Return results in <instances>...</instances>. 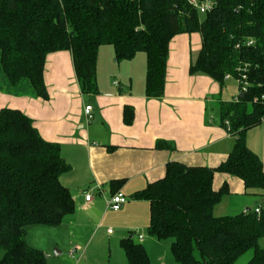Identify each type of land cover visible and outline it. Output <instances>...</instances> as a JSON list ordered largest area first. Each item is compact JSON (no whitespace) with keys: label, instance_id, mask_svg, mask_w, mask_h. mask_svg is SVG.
<instances>
[{"label":"trees","instance_id":"1","mask_svg":"<svg viewBox=\"0 0 264 264\" xmlns=\"http://www.w3.org/2000/svg\"><path fill=\"white\" fill-rule=\"evenodd\" d=\"M190 1L0 0V93L48 99L47 56L69 51L82 94L98 95L99 49L110 45L119 62L146 54V95L160 99L171 41L201 34L202 49L189 72L221 88L228 79L237 81L239 96L216 105L221 127L236 138L234 148L217 168L169 163L164 178L132 199L150 204L148 233L172 241L178 264H236L249 252L246 264H264V164L247 144V132L264 119V0H198L210 3L203 20ZM133 119L126 108L125 123ZM157 147L174 149L165 141ZM70 168L60 145L45 141L31 118L19 110L0 111V264H48L46 254L27 243V231L58 227L75 212L74 198L60 180ZM217 173L242 180L248 195L260 197V213L253 208L215 216L229 194L227 183L214 189ZM120 245L128 264H152L133 234Z\"/></svg>","mask_w":264,"mask_h":264},{"label":"crops","instance_id":"2","mask_svg":"<svg viewBox=\"0 0 264 264\" xmlns=\"http://www.w3.org/2000/svg\"><path fill=\"white\" fill-rule=\"evenodd\" d=\"M201 49L199 33L173 38L165 93L160 99L146 95V54L119 62L110 45L99 49L98 95L82 94L69 51L47 56L48 99L0 93V111L19 110L31 118L45 141L60 145L62 157L71 167L60 180L74 198L75 212L58 227H29L26 237L29 246L46 254L48 264H128L120 242L132 234L138 236V243L148 246L150 259L153 256L158 264H171L166 253L172 241L149 235L150 204L132 196L164 178L169 163L217 168L234 148L236 138L221 127L216 105L218 100L234 101L239 91L231 101L223 100L225 87L210 77L190 74V65ZM86 105L94 109L90 123L84 114ZM126 108L134 112L130 125L124 121ZM160 141L174 149L158 148ZM247 144L264 164V119L247 132ZM225 183L229 194L215 208V216L259 207L260 197L248 195L242 180L217 173L214 189L220 190ZM118 192L128 202L119 211L108 209L106 201ZM87 194L90 201H86ZM110 227L115 229L112 234L107 233ZM103 234L110 237L105 250ZM54 249L57 255L52 253Z\"/></svg>","mask_w":264,"mask_h":264},{"label":"rangeland","instance_id":"3","mask_svg":"<svg viewBox=\"0 0 264 264\" xmlns=\"http://www.w3.org/2000/svg\"><path fill=\"white\" fill-rule=\"evenodd\" d=\"M198 10H199L200 18L203 20L204 17L206 16V11H203V10H200V9H198ZM237 91H239L237 81H236L235 79H233V78L228 79V80L226 81V85H225V88H224V90H223V96H222V99H223V100L231 101L230 99H232V98L237 94ZM261 203H262L263 206H264V198L262 199ZM38 228H43V227H38ZM29 229H30V228H28L27 233L30 232ZM109 230H112V233L115 232V229L112 228V227H110V228L107 229V233H109ZM105 232H106V230H105ZM139 232L142 233L141 230H140ZM147 232H148V228H147ZM112 233H111V234H112ZM34 234H35V233L33 232V233H31L30 235H34ZM109 234H110V233H109ZM145 237H146V238H149L148 235L145 236ZM109 239H110V237H108L107 234H103L102 242H103L104 244H105V243H108V242H109ZM134 240H135V242L138 243V236H137V235L134 236ZM120 243H121V242H120ZM106 246H107V244L104 245V250L106 249ZM146 248H147V250L149 251L148 246H147ZM58 250H60V249H58ZM55 251H56V249H54L52 253L55 254ZM154 252H155V250H154ZM160 253H162V251H161ZM4 255H5V251H2V250L0 249V260L4 258ZM114 255H115V254H114ZM151 255H153L152 252H151ZM166 255H167V258L169 259V261H171V264H178V263L176 262V260L174 259L172 253H171V247H170V248L168 247V250H167ZM115 257H116V256H115ZM159 257H160V256H159ZM251 257H252V252H249V253H247L245 256H243L242 258H240L239 261H238L236 264H246V263L250 260ZM151 261L153 262V264H158V262L156 261V258H154L153 256H151Z\"/></svg>","mask_w":264,"mask_h":264},{"label":"built area","instance_id":"4","mask_svg":"<svg viewBox=\"0 0 264 264\" xmlns=\"http://www.w3.org/2000/svg\"><path fill=\"white\" fill-rule=\"evenodd\" d=\"M191 5H193L195 8L206 11L210 8V3L208 1L203 2V3H199L198 0H191L190 1ZM253 41H249L248 42V46L252 45ZM247 90V87H243V92H245ZM84 114L86 117V120L88 123H90L91 121H93L94 119V109L93 106L91 105H86L84 108ZM227 125H229V123H227ZM91 200V195L87 194L86 195V201H90ZM128 202L127 198L125 197V195L121 192H118L114 195H112L107 201V208L113 211H119L126 203ZM256 213H260V209L257 208L256 209ZM109 233H112V230H109ZM140 239L142 240V237L140 236ZM74 253H76V249L71 253V255H73Z\"/></svg>","mask_w":264,"mask_h":264},{"label":"water","instance_id":"5","mask_svg":"<svg viewBox=\"0 0 264 264\" xmlns=\"http://www.w3.org/2000/svg\"><path fill=\"white\" fill-rule=\"evenodd\" d=\"M55 254L57 255V250L55 251Z\"/></svg>","mask_w":264,"mask_h":264}]
</instances>
